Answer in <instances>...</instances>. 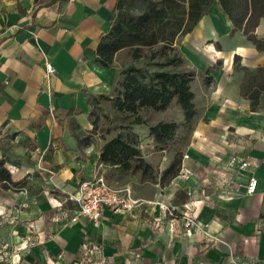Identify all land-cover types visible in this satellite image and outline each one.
Masks as SVG:
<instances>
[{"label":"crops","instance_id":"0c3cea01","mask_svg":"<svg viewBox=\"0 0 264 264\" xmlns=\"http://www.w3.org/2000/svg\"><path fill=\"white\" fill-rule=\"evenodd\" d=\"M117 0H0V159L20 187H0V264H90L81 259L85 239L98 246L91 264H264V92L257 110L240 92L244 71L264 65L259 51L215 3L176 44L182 68L194 72L197 116L183 146L194 175L160 183L173 151L158 149L149 125L183 121L175 101L156 120L134 124L154 180L99 162L110 138L94 128L103 97H112L122 70L133 63L115 52L111 67L96 60ZM264 39V16L255 27ZM54 72L47 74L45 63ZM109 101V100H108ZM110 102V101H109ZM109 107H110V103ZM177 106V118L169 115ZM158 119V120H157ZM104 135V136H103ZM105 137V138H104ZM232 156L247 160L229 165ZM102 171L134 195L180 207L188 202L196 226L180 217L158 223L159 208L112 213L93 223L68 217L79 182ZM158 172V171H157ZM258 179L246 192L250 177Z\"/></svg>","mask_w":264,"mask_h":264},{"label":"trees","instance_id":"16d2710c","mask_svg":"<svg viewBox=\"0 0 264 264\" xmlns=\"http://www.w3.org/2000/svg\"><path fill=\"white\" fill-rule=\"evenodd\" d=\"M212 1H116L110 28L101 36L95 50L97 62L104 67H111L115 52L128 48L133 61L147 58L151 66L143 70L134 62L129 64L122 70L123 77L118 81L114 95L103 97L111 102L112 108L126 113L132 120L129 122L130 133H117L103 142L99 162L115 166L125 173H138L143 179L154 180L155 169L143 157L137 135L132 131L134 124H146L147 120L140 115L141 110L163 111L172 101L182 110V122L160 120L149 125V134L158 149L168 148L167 143L175 139L180 126L193 127L192 122L194 124L197 116L191 89L194 72L182 68L184 60L177 53L174 43L178 37L194 28ZM216 1L231 22V32L241 31L257 50L264 51V39L255 33V27L264 16V0ZM170 51L175 53L170 56ZM156 56L164 59L155 60ZM178 66L177 69H171ZM233 66L236 70L244 71L240 92L250 99L251 110H257L264 92V65L254 70L246 69L240 65V57L235 55ZM93 123L97 129L98 115ZM182 155L183 152L176 153L162 171L159 179L161 184L169 183L177 175ZM22 183V180H12L9 170L0 159V187L16 188Z\"/></svg>","mask_w":264,"mask_h":264},{"label":"built area","instance_id":"2783aa9c","mask_svg":"<svg viewBox=\"0 0 264 264\" xmlns=\"http://www.w3.org/2000/svg\"><path fill=\"white\" fill-rule=\"evenodd\" d=\"M45 69L47 74L54 72L52 63L46 62ZM187 153H183L181 164L177 175L171 179V183L178 181L187 182L194 175V171L183 162L187 158ZM249 164L247 160L238 159L232 156L229 165L232 167L244 168ZM258 179L255 176L250 177L246 192L252 194L257 187ZM70 199L76 201V209L68 217V221L74 222L79 218L86 219L93 223L97 222L103 209L107 208L112 213L122 212L132 214L135 210L150 211L159 208L160 215L154 217L158 223L168 218L180 217L183 220V227L189 229L196 226V218L193 215L192 207L188 202L180 207L172 206L157 199H146L134 195L128 185H116L109 182L102 171L95 172L91 177L79 182L77 192L70 196ZM81 259L86 263H92V255L99 252L98 246L92 245L91 241L85 239L81 245Z\"/></svg>","mask_w":264,"mask_h":264},{"label":"rangeland","instance_id":"374dc122","mask_svg":"<svg viewBox=\"0 0 264 264\" xmlns=\"http://www.w3.org/2000/svg\"><path fill=\"white\" fill-rule=\"evenodd\" d=\"M215 3V0H213L210 5L208 6V8L206 9L209 10V8H211V6H213V4ZM182 36L178 37L174 43V46L176 47L177 53L178 49L176 44L180 41ZM120 60L125 59L126 55H130V50L128 48H124V50H122V52H120ZM173 53H175L174 51H170L169 55L172 56ZM180 54V53H179ZM164 58H161L159 56H156L155 60H163ZM142 62L139 63L140 67L143 70H148L146 69L147 66L150 65V60L147 58H143L140 59ZM151 66V65H150ZM168 68V67H167ZM178 67L175 68H171V69H177ZM149 69H152V67H149ZM108 100H104L103 104H101L100 106H98V127L100 129V131L102 133H108V136H113L117 133H121L123 135L130 133V121L132 120V117L130 116H126V113L123 112H119L117 110H115L114 108H112L111 106V102L110 103V107L108 104ZM160 111H155V110H151V109H143L140 112V115L142 116H146L148 119H152V120H156L155 118H160L161 114L159 113ZM170 116H172L174 119L177 118L178 115V108L177 106H173L171 108V111L169 113ZM157 119V120H158ZM193 125V122H192ZM191 125V126H192ZM192 127H184V126H180L178 129V132L176 133V137L173 141H169L167 144L168 145V149L173 151V156L176 153H181L183 152V146H184V142L188 137L189 132L191 131ZM153 167L155 169V173L156 176L159 174V170L155 168L154 164ZM158 171V172H157ZM33 264H37V262H33Z\"/></svg>","mask_w":264,"mask_h":264}]
</instances>
